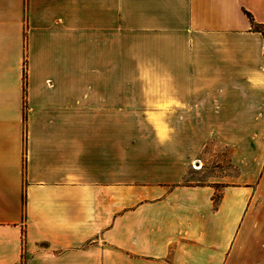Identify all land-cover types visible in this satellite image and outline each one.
I'll return each instance as SVG.
<instances>
[{
	"label": "crops",
	"instance_id": "1",
	"mask_svg": "<svg viewBox=\"0 0 264 264\" xmlns=\"http://www.w3.org/2000/svg\"><path fill=\"white\" fill-rule=\"evenodd\" d=\"M247 13L264 25V0H0V264H264ZM131 113L160 145L190 123V151L132 145ZM210 147L229 168L186 182Z\"/></svg>",
	"mask_w": 264,
	"mask_h": 264
},
{
	"label": "rangeland",
	"instance_id": "2",
	"mask_svg": "<svg viewBox=\"0 0 264 264\" xmlns=\"http://www.w3.org/2000/svg\"><path fill=\"white\" fill-rule=\"evenodd\" d=\"M122 73V66H116V75H119ZM117 77V76H116ZM130 83H125L122 80H116V94L121 92L124 88H126L127 85ZM150 117H154V115H144V114H116V122H128L130 123L131 129L128 130V132L131 134L132 138V145L138 144L139 141L133 140L135 137L144 136L143 134L147 135V141L142 144V146L148 151L157 152L159 154H163L164 157H167V155L170 157H175L176 154L180 153H187L190 151V123L188 128L185 130L178 129V125L174 130L172 129H166L165 132L174 134V137L172 138V143L167 142L165 144L160 145L154 140L153 132L150 129H144V122L148 121ZM174 121H179L174 120ZM190 122V121H189ZM180 125V124H179ZM215 152L213 150V147H210V151L212 154H214L211 158H200L198 161H188L186 169L187 171H192L196 173H201L202 171H206L205 174H200V176H191L188 177L185 181L188 183L192 182H198V181H206L209 177L208 175H212V173H215V175H218L220 171H224L225 169L229 168V164L227 162V152L226 150H223L221 153V156L218 157V149L217 147H214ZM203 161V163H201ZM199 168V169H198ZM199 170V171H198Z\"/></svg>",
	"mask_w": 264,
	"mask_h": 264
},
{
	"label": "trees",
	"instance_id": "3",
	"mask_svg": "<svg viewBox=\"0 0 264 264\" xmlns=\"http://www.w3.org/2000/svg\"><path fill=\"white\" fill-rule=\"evenodd\" d=\"M247 14H248V17L250 18L253 29L256 30L257 32H260L264 36V25L256 23L254 18L249 13H247ZM23 201H24V205H25V202H26L25 197H24Z\"/></svg>",
	"mask_w": 264,
	"mask_h": 264
},
{
	"label": "bare ground",
	"instance_id": "4",
	"mask_svg": "<svg viewBox=\"0 0 264 264\" xmlns=\"http://www.w3.org/2000/svg\"><path fill=\"white\" fill-rule=\"evenodd\" d=\"M199 169V168H198Z\"/></svg>",
	"mask_w": 264,
	"mask_h": 264
}]
</instances>
